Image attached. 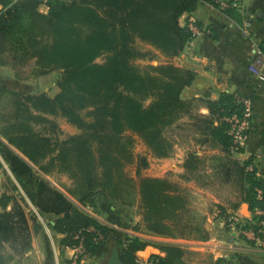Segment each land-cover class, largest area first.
Segmentation results:
<instances>
[{"label":"trees","instance_id":"16d2710c","mask_svg":"<svg viewBox=\"0 0 264 264\" xmlns=\"http://www.w3.org/2000/svg\"><path fill=\"white\" fill-rule=\"evenodd\" d=\"M201 2L218 5L217 0H0L4 8L0 11V65L16 72L35 59L40 74L62 71L57 83L60 91L54 97L0 86V95L10 97L11 111L0 126L6 140L0 139V154L16 180L9 179L11 189L20 194V186L42 215L55 217L52 228L64 235V245L75 246L74 236L82 232L88 250L95 254L101 244L94 241L95 232L87 229L94 227L106 236L109 230L36 175L32 165L45 174L53 165L68 174L79 187L69 193L83 207L103 200L120 214L121 206L131 205L136 197V182L125 173L135 163L137 195L147 229L164 235L200 232L205 238L190 194L176 182L143 176L148 160L135 155L133 139L125 135H139L153 157L166 158L174 150L166 131L184 116L194 122L196 131L209 136L211 146L220 149L214 175L233 193V207L246 202L252 212L264 210V180L254 166L250 168L251 159L242 161L232 153L229 126L221 119L243 110L238 97L225 93L217 101H204L181 96L196 73L171 60L192 39L190 30L180 24L181 17L194 12ZM43 5L48 7L46 13L41 11ZM137 39L167 60L139 69L133 64L135 58L143 57L134 46ZM102 56L105 61L98 63ZM202 104L209 108L208 116L198 112ZM46 115L66 118L79 133L59 141L38 134L34 125L50 122ZM200 163L197 155L190 154L185 167L198 168ZM20 197L23 200L8 193L0 197V264L12 259L6 245L14 254H22L31 244V226L21 203L25 198ZM223 215L227 219L230 214ZM32 221L34 230L42 228L35 216ZM148 244L126 235L119 238L118 249L127 264H138L135 253ZM159 247L165 255L153 257L155 264L181 263L182 248Z\"/></svg>","mask_w":264,"mask_h":264},{"label":"crops","instance_id":"0c3cea01","mask_svg":"<svg viewBox=\"0 0 264 264\" xmlns=\"http://www.w3.org/2000/svg\"><path fill=\"white\" fill-rule=\"evenodd\" d=\"M241 4V8L222 11L216 5L201 2L194 12L185 13L180 24L186 26L194 21L200 27L201 34L192 37L182 53L171 61L196 73L191 85L181 94L184 100L217 101L225 93L248 100L253 112V127L247 134L243 151L236 157L242 161L251 159L264 180V65L260 76L248 70L254 49L259 48L264 54V0H241ZM41 11L46 13L48 7L41 6ZM16 77L15 70L0 65V85L8 88L26 85L25 81H18ZM198 112L205 116L210 114L205 104L199 105ZM177 124L185 125L189 130L195 127L188 116L182 117ZM185 136L183 141L170 138L174 143L173 153L166 158L153 157L157 164L149 169L147 176L176 182L190 194L191 208L205 230V238L200 232L164 235L149 231L143 220L140 200H132L131 205L125 206L126 209L120 214L115 213L114 207L108 206L103 200H97L94 206L87 207H83L79 200H73L109 230L105 244L87 258L85 264H108L114 248L119 252V238L126 235L139 237L149 243L135 253L136 257L143 260L164 256L159 246L171 245L184 251L180 264H219L221 260H228L232 264H264V250L238 240L226 226L223 214L237 212L242 218L248 219L252 211L246 202L234 208L233 193L217 182L214 167L221 155L220 149L211 146L209 136L199 131H191L189 136ZM0 139L6 141L1 135ZM190 154L197 155L201 160L198 168L185 167ZM0 160L3 161L1 154ZM4 163L10 171V178L16 182L9 166ZM7 183L6 177L0 174V197L4 193L11 194ZM224 189L227 192L220 193ZM21 203L31 226V244L22 254H14L6 245L5 252L12 255L8 264H66L71 247L63 244V234L53 230L55 217L51 214L42 215L27 197ZM28 206L42 218V228L37 231L33 228ZM11 207L12 202H9L7 209ZM119 258L127 264L120 252Z\"/></svg>","mask_w":264,"mask_h":264},{"label":"rangeland","instance_id":"374dc122","mask_svg":"<svg viewBox=\"0 0 264 264\" xmlns=\"http://www.w3.org/2000/svg\"><path fill=\"white\" fill-rule=\"evenodd\" d=\"M134 46L139 50L141 54H143V57H137L133 60V64H135L139 69H144L148 65H158L161 62H165L167 59L160 54L158 50H156L154 47H152L150 44H147L145 42H142L141 40H136L134 43ZM98 63H103L105 61V56H102L96 60ZM17 79L18 81H25V86L22 85H16L11 86V89L19 90L27 93H33V94H39V93H46L50 97H54L59 91V87L57 85L58 81L61 78L62 71L60 70H54L50 71L46 74H40L39 69L36 65L35 59H31L28 61V63L23 66L22 68L18 69L16 71ZM2 86V85H0ZM10 97H5L0 95V126L3 125L5 120L9 117L11 114V111L9 110V103L8 100ZM149 101H147L146 104H148ZM47 118L50 120L48 123H42V124H35L34 129L35 131L46 137H50L53 141L56 140H65L71 135H75L79 133L80 130H78L74 125H72L66 118H63L61 116H52V115H46ZM177 124V123H176ZM191 131H196L195 127L192 128V130H189L186 128L185 125L177 124L173 125L172 127L168 128L166 131V136H168L171 139L179 138L183 141V136H189ZM126 136H129L133 139L132 144V150L135 153V155L140 154L142 156H145L148 160V167L146 169H143L142 174L143 176H147L149 173V169L153 168V165H156V161H154L153 156L151 154V151L149 148L145 145L143 140L140 138L139 135L133 134L131 132H127L125 134ZM185 136V137H186ZM49 159L45 160V162H48ZM5 160L3 158V161L0 160V174H3L6 177L8 187L10 189V193L17 196V199L23 200L20 196H23L26 200V195L24 193V190L19 186L20 188V194L18 192H14L11 189V185L9 183L10 178V171L8 170V167L4 163ZM8 165V164H7ZM33 166L34 172L36 175H40L43 178H45L48 182H50L53 186L57 187L59 190L64 192L71 200H76L71 196L69 193L73 190H79L77 182L72 179L68 174L59 172L56 167L51 166V172L49 174H45L42 171L39 170L37 166ZM135 163L129 164L126 169L125 173L127 176L134 179L136 182L135 188L136 192H133V195H135V200H139V197L137 195L138 193V179L135 174ZM150 177V176H148ZM18 184V183H17ZM134 188V187H133ZM228 191H231L230 188H226ZM220 190V193L227 192V190ZM29 211V214L32 215V217H36L38 222L42 221V218L40 215L32 208H27ZM122 211L126 209L125 207L121 206ZM141 209V205H140ZM139 211V210H138ZM46 222L44 221V225ZM46 230H48V227L44 226ZM7 251V248L5 249Z\"/></svg>","mask_w":264,"mask_h":264},{"label":"built area","instance_id":"2783aa9c","mask_svg":"<svg viewBox=\"0 0 264 264\" xmlns=\"http://www.w3.org/2000/svg\"><path fill=\"white\" fill-rule=\"evenodd\" d=\"M218 8L222 11L228 10L230 8H241V0H217ZM3 5L0 3V11H2ZM186 27L192 33V37L200 35L201 29L194 22L191 21L187 23ZM264 65V54L259 48H255L253 52V57L248 66V70L255 76H260L261 67ZM239 101L243 105V110L240 113H233L231 115H226L221 119L226 122L229 126L227 132L232 139L231 151L234 154H238L243 151L247 134L251 131L253 127V112L250 107L248 100L238 97ZM253 165L250 166L252 169ZM261 194V190H258ZM258 217L255 219L254 217ZM264 210L256 208L252 212V216L248 219H244L237 212H232L225 219L226 226L230 232L235 234L238 240H243L255 248L264 250ZM88 232H95L94 241L100 246H103L108 238L106 234L102 231L97 230L94 227L87 229ZM75 239L78 243L71 247V254L68 258L66 264H85L87 258L91 257L93 254L88 250L85 242V235L82 232L75 234ZM138 264H155L153 259L143 260L136 257ZM219 264H232L228 260H221Z\"/></svg>","mask_w":264,"mask_h":264},{"label":"water","instance_id":"95a60500","mask_svg":"<svg viewBox=\"0 0 264 264\" xmlns=\"http://www.w3.org/2000/svg\"><path fill=\"white\" fill-rule=\"evenodd\" d=\"M108 264H124V262L119 258V252L117 248H114Z\"/></svg>","mask_w":264,"mask_h":264}]
</instances>
